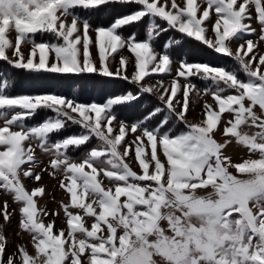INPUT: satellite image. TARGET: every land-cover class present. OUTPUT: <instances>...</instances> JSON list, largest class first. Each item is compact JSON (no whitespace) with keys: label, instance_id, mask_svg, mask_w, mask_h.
Segmentation results:
<instances>
[{"label":"snow or ice","instance_id":"snow-or-ice-1","mask_svg":"<svg viewBox=\"0 0 264 264\" xmlns=\"http://www.w3.org/2000/svg\"><path fill=\"white\" fill-rule=\"evenodd\" d=\"M133 4L135 9L108 25L93 26L76 11L92 14L110 5ZM145 19L150 21L145 39L124 35V27ZM253 19L259 33L248 23ZM169 29L181 38H169L158 49L157 38ZM12 31L16 38H6ZM38 33L52 39L37 41ZM249 33H256L258 40L236 43ZM186 38L233 58L246 79L232 68L178 53ZM262 42L264 0H0V59L10 66L39 75L122 78L138 89L103 104H85L51 90L13 95L11 78L0 69V189L22 204L21 227L31 234L35 248V254L23 244L7 251L4 225L12 213L4 201L0 264H264ZM22 43L32 46L22 50ZM154 73L172 79L150 84L146 77ZM195 77L211 81L210 86L198 88L191 79ZM143 93L155 95L163 107L149 109L132 124L121 120L114 106ZM202 95L212 96V102L205 101L199 121H189L190 99ZM42 109L54 115L27 126L25 121ZM165 110L169 116L149 127ZM226 112L228 118L221 122ZM170 116L185 128L178 133L163 130ZM69 122L81 131L52 140ZM242 124L258 131L244 132ZM217 132L223 141L215 138ZM128 134L134 135L131 142ZM93 137L99 143L89 147ZM232 137L260 158L233 163L225 154ZM33 141L50 155L47 168L63 174L61 186L70 194V203L62 206L66 228L56 234L55 220L46 223L38 216L42 210L34 197L44 189L30 192L24 184L25 178L41 181L45 171ZM82 147L87 149L82 156L70 155ZM209 188L206 195L198 194Z\"/></svg>","mask_w":264,"mask_h":264},{"label":"trees","instance_id":"trees-1","mask_svg":"<svg viewBox=\"0 0 264 264\" xmlns=\"http://www.w3.org/2000/svg\"><path fill=\"white\" fill-rule=\"evenodd\" d=\"M137 5H110L107 8H102L100 11L86 14L84 10L78 9L77 13L84 18H88L93 26L96 25H108L117 15L132 11ZM150 21L145 19L142 24H133L126 26L122 29L124 35H129L131 33H136L141 39L146 37V30L148 23ZM165 28H167V23L164 21H158ZM169 38L180 39L181 34L175 30L169 29L167 32L162 33L157 38V48L162 49L165 42ZM35 39L37 41L44 40L48 41L52 39L51 35L48 33L36 34ZM184 47L179 48L177 46L176 51L178 53H190L191 59L196 62H207L213 66H224L232 68L238 71L241 78L246 79L245 74L239 69L236 61L224 54L215 53L210 47L204 46L201 42H197L195 38H186L184 41ZM180 57L178 56V59ZM0 69L4 73L8 74L13 83V87L9 89L11 94H33L38 92L55 91L65 95L66 97L75 98L79 102L91 103L99 102L101 104L105 103L107 99L120 95L121 93H126L132 91L138 93V89L134 84L126 81L122 78H108L97 75H81V76H55V75H39L29 70H22L10 66L7 62L0 59ZM192 81L202 87L206 88L208 82L199 77L191 78ZM155 106L163 107L157 97L151 93H143L138 96L137 100L127 102L125 104L114 106V111L118 114L119 118L126 122H136L142 120L144 116L147 115L148 110L154 108ZM54 113L47 109L38 110L36 114L25 121L27 126L35 125L46 118L53 116ZM164 116H169L167 110L164 111L162 115L158 118L154 117L149 122V127H156L158 121L162 120ZM185 128L182 122L177 121L174 117H169V124L163 130L172 129L174 133H178ZM81 131V126L68 123L65 130L61 133L54 134L52 140H58L63 136H68L72 134L79 133ZM96 140L93 137L90 141L89 147ZM86 148H80L70 152L73 157L78 156L81 152L85 151Z\"/></svg>","mask_w":264,"mask_h":264},{"label":"rangeland","instance_id":"rangeland-1","mask_svg":"<svg viewBox=\"0 0 264 264\" xmlns=\"http://www.w3.org/2000/svg\"><path fill=\"white\" fill-rule=\"evenodd\" d=\"M201 0H197V3H200ZM199 14V13H198ZM214 15V13H213ZM252 15L255 16V9H252ZM207 23V22H205ZM248 23L251 25L252 28L256 29V33L260 32V25L256 19H253L251 21H248ZM149 24V23H148ZM148 28V26H147ZM256 33H249V34H244L241 40H238L236 43H241L243 40L247 39H252L253 41L258 40V35ZM16 33L12 31L10 35H8L6 38L14 39L16 38ZM146 37H147V30H146ZM145 37V38H146ZM144 38V39H145ZM31 44H28L27 46L24 45L23 43L21 44V49L24 50L26 47L28 49L31 48ZM235 47V45H233ZM259 52L264 53V42L260 43L259 45ZM127 54V53H126ZM128 71H132V66L129 65ZM173 75H175V70L173 71ZM161 78L164 79L165 84L169 83V81L172 79V76H166L164 73L160 74H152L151 78H147L148 83L150 84H155L158 80ZM193 82V81H192ZM208 85L207 87L210 86L211 81H207ZM194 83V82H193ZM200 89H205L202 88L198 85H196ZM206 87V88H207ZM191 95V94H190ZM179 96V92H178ZM212 96H201V97H193L190 99V106H191V114L188 115V120L189 121H199L202 118V112H203V107L205 101L211 103L212 102ZM87 104V103H85ZM255 111L257 112L258 115L261 114V109L257 106L255 108ZM203 118H206L203 117ZM228 118V113L222 114L221 117V122L225 121ZM126 122V121H125ZM128 124H132L134 122H127ZM4 125V120L0 119V126ZM11 130H18V129H11ZM241 130L244 132H247L249 134H254L258 129L254 126H251L250 124L248 125H241ZM215 138L218 141H223L225 138L221 136L219 132L216 133ZM126 139L131 142L132 139H134V135L128 134L126 136ZM231 142L227 144L226 149H225V154L229 157H231L233 163L238 164L244 161H247L249 159H259L260 154L259 152H252L247 146L241 145L240 143L237 142L236 138L232 137L230 138ZM99 141L96 139L94 143L90 147H95ZM32 146L35 148V153L36 155L39 156L40 160L42 161V165L45 167V171L42 172V179L39 182H34L31 179H24V184L26 186V189L28 191H32L36 187H42L44 189V192L42 195H39L37 197H34L36 200L38 209H41L42 211L38 213V216L40 219L44 220V222H52L53 219L55 220L54 226H53V232L54 234L57 233L58 228H66V216L63 212V203H70V194L67 193L66 188L61 186V181L63 180V174L62 173H54L51 169L47 168V165L50 162V155L46 154L43 152L42 149H40L37 146V142L33 141ZM87 149L83 152H81L78 156L75 158H78L86 152ZM158 154H160V149L158 148ZM161 159H165L163 155H161ZM133 167L134 170L137 172L140 171L139 167L136 165V162L133 161ZM41 164H37L36 167H41ZM88 170V169H86ZM230 172L233 174L239 175L237 172V169L235 168H230ZM100 178V177H98ZM65 183H67L65 181ZM104 183L107 184L108 181L105 179ZM212 189L209 188L207 190H200L198 192L199 195H206L207 192H211ZM123 200V198H122ZM4 201H7L9 204V210L12 213V219L4 225V230L7 234V239L9 241V245L7 248V251L9 253L14 252L17 248V245L23 244L25 245L29 252L32 254H35V248L32 243V236L30 233H28L26 230H24L21 227L22 223V213L20 211L22 204L19 202H16L14 199V195L11 193L4 192L2 189H0V204H3ZM47 212V215H44L43 212ZM58 213V215H56ZM91 221H89L90 223ZM0 223H3L2 217H0Z\"/></svg>","mask_w":264,"mask_h":264}]
</instances>
